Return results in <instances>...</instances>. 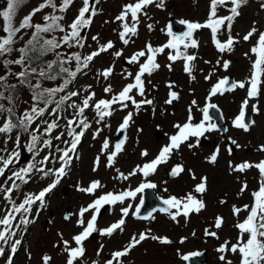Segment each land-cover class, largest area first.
<instances>
[{
	"label": "rangeland",
	"instance_id": "1",
	"mask_svg": "<svg viewBox=\"0 0 264 264\" xmlns=\"http://www.w3.org/2000/svg\"><path fill=\"white\" fill-rule=\"evenodd\" d=\"M135 0H99L95 2L97 15L92 17V23L84 41V46L68 47L63 45L54 52L45 54L48 61L53 62L60 58H67L73 54H80L83 58L94 51H97L100 45H104L111 41L114 47L107 52H102L99 56L89 64L88 68L77 73V76L65 92L58 93L55 97L59 100L60 96L67 92L76 91L80 95L72 97L66 102L63 109L59 112L60 127L53 131L52 137L64 132V136L60 140L53 139L52 148H44L38 156L33 158V153L27 151L25 145L30 142V137L27 133L21 132L19 129H14L11 133V138L5 134H0V149L6 148L7 152H2L0 155L7 156L8 152L18 150L20 152L19 163L15 164V169L26 167L29 164L41 160L44 156L50 157L49 162L45 165V170H56L61 166L59 156L61 152L57 151V147L64 149L70 145L64 143L65 140H71L67 135V120L77 119L76 110L69 108L68 104L75 102L77 105L82 104L83 98L90 93H95L94 103L100 99H111V97L119 93L122 88L128 83L133 82V77L139 71V64L131 63L127 69L124 60L130 58L138 51L145 50L146 45L151 44L153 47H160L171 40L167 35V26L171 17L188 21L205 23L209 16L210 0H164L163 7L149 6L145 9L147 15H141L137 24V33L135 36L127 37L129 43L125 45L120 39L122 24L116 20L120 15L124 5L134 3ZM8 0H0V11L7 8ZM44 3V0H25L16 9L13 24L19 26L22 20L28 16L35 8ZM57 7L44 8L41 12H37L32 21L34 24L45 26V16H63L60 21L66 30L74 19L78 16L82 5V0H73L69 8L61 13L58 9L62 5V0H55ZM264 1L248 0L247 4L242 5L239 9L240 15L235 18L231 30L228 31L226 25L218 32L217 38L221 42H225L229 35L234 37L238 43H235L231 52L225 51L220 53L215 47L211 31L207 28H202L194 33V38L198 40V48L184 49L180 48L181 52L197 56L193 61V71L191 76L185 72L183 59H178L175 62L168 60V54H174L173 50L165 48L163 54L157 55L156 62L160 68L152 73L151 76L145 74V97L137 95L133 90L131 95L135 96L137 101L143 99L153 100V104L141 105L137 110L131 102H128V107L119 110L118 105H113L116 109L111 117H107L105 121L97 123L98 117L95 111L90 107L85 110L84 117L91 124L81 138L76 155L72 156L70 166L66 169L67 175L61 179L57 187L49 193L45 198V207L40 208L39 202L31 206V212L27 215V219L33 221L27 225L22 224L20 229L16 225L20 223L21 216L17 215L13 224V231L16 232L14 239H19L21 244L17 246V252L11 253L10 245L13 241H9L5 246L4 257L0 256V264H9V260H13L11 264H43L42 257L48 255L52 257L50 264H67V253L63 251V240L71 241L75 234L81 232V228L76 224L77 214L82 207L91 204L96 198L106 193L119 194L123 191L136 189L144 178L140 173L135 176H130L129 179H119L120 173L128 175L136 166L143 165L154 158L161 148L166 145L168 137L175 134L177 131L173 125L175 123H184L188 115V108L193 100L197 101L199 107H204L206 103H215L222 113L223 121L227 126V135L223 136L220 131H211L200 138V144L196 148L189 149L186 145L181 146L179 153H175L167 164L160 165L154 175H151L148 180L155 183V190L164 199L170 196L183 197L189 192H193L194 186L201 182L202 177H206L207 191L203 194L202 199L206 204V208L199 214L193 213L185 222V218L180 216L177 221H173L168 214L158 212L149 220H135L132 217V212L142 199V193H138L135 201L130 199L125 200L124 204L117 203L111 205V209L104 215L103 218L97 220L96 227L98 229H106L111 224L122 218L121 209L129 203L132 205L128 217H124V231L119 230L112 237H106L96 232V237L88 238L83 242L85 248L84 264H92L93 261H99V264L111 259L115 251L123 250L129 243L131 237H137L141 232L151 230L150 235L159 237H167L172 241L171 244H161L152 239H146L131 250L127 257L122 258L124 264H187L182 257L191 252H200L202 250L209 251V259L206 264H222L219 260L217 248L225 240L232 243L236 242L238 230L233 227L238 220H243L247 212L242 211L239 217L233 215L232 206L243 208L244 205L251 206L253 204L252 193L258 191L259 173L255 168L249 169L246 172L240 173L232 171L229 164L233 166L242 162L248 161L258 163L264 160V152L258 151L260 145H264V74L261 76L262 83L260 84V94L256 99H249L248 106L252 113V125L248 126L247 132L242 129H237L233 126V122L240 115L242 103L247 98L248 86L246 83L245 89L235 88L233 91H226L224 95L212 97L210 101L206 98L210 94L212 86L223 77H232L234 82L245 81L253 74V62L257 57L251 52V48L256 43L259 32H264ZM232 5L229 3L226 7H218L217 15L220 17L230 15L229 8ZM129 24L132 23L131 17L128 19ZM148 25H152L151 29ZM258 30L256 36H253L249 41H244L243 36L252 28ZM5 27L3 18L0 17V32ZM35 34V29H23L16 35V43L14 49L28 47V41ZM65 33L59 31L41 33L43 39H51L55 37L59 40ZM7 36V33L4 37ZM0 37H2L0 35ZM93 37L98 39L94 40ZM41 40V43L43 42ZM122 52V55L115 56L114 53ZM247 54V55H246ZM20 55L14 51L7 59H16ZM145 59H141L143 63ZM217 61H220L217 64ZM228 61L229 67L225 70L221 65ZM171 64V70L167 65ZM112 75L106 80L99 75L100 72L110 68ZM12 72H19V65L10 66ZM77 65L75 60L71 61L70 70L76 71ZM8 69L0 64V74L7 75ZM131 73V76L128 75ZM213 73L210 80H205V76ZM194 77V79L192 78ZM65 76L61 74L56 80L43 79L40 83L42 88H57L63 85ZM38 79L34 81L37 82ZM8 83H21L13 76H8ZM35 84V83H32ZM173 85L170 89L168 85ZM111 85L113 91L105 92V88ZM26 90L16 99H13L12 104L7 100H2L0 103L5 107H13L17 117H22L25 111H30L32 107H45L40 102L37 103L33 99V90L25 87ZM170 91H176L179 94V100L173 101L171 105L165 104V100L169 98ZM7 96L8 93L6 92ZM253 105L257 110H253ZM56 107L55 103L48 106L44 116L36 120L31 126L35 129L40 126L43 133L46 125H42V120L49 122L56 119L55 116L49 113ZM181 110V111H180ZM132 112V121L128 127V139L122 151L116 156L112 167L107 166V155L114 150L113 135L121 125L125 116ZM180 112V113H179ZM193 123L199 122L202 117L198 108H193ZM8 113L0 114V125L5 122ZM214 122V121H213ZM107 125V126H106ZM159 126V127H158ZM97 129H101L99 136L93 138ZM77 132L81 129L77 128ZM142 130V131H141ZM41 133H38L41 134ZM20 137L19 149H16L15 137ZM45 139L49 138L44 136ZM235 140L239 148L234 145L235 150L229 154L228 148L231 140ZM105 139L109 142V149L105 153H101L102 144ZM192 138L189 143L194 142ZM205 140V142H203ZM216 142L217 147L214 146ZM42 147L41 145L37 146ZM219 148V154L215 164L208 162V158L215 153ZM147 149L148 157H142L141 152ZM70 155H72L70 153ZM78 156V158H77ZM97 156L100 157L99 165L95 164ZM182 165L185 169L183 173L176 179H168L166 173L171 171L173 166ZM95 168V171L93 170ZM117 169L119 172H117ZM13 168L10 166L6 171L5 176L0 177V186L5 189L9 188L13 183L7 177L11 175ZM194 173L196 179H192ZM27 183H21L19 190H13L11 193L12 199L16 204L23 201L28 194H38L41 190L55 179L54 175L44 176L42 173L33 171L30 177L27 178ZM100 181L103 186L96 190L95 195H89L77 190L79 187H87L92 181ZM247 183L248 187L241 192L242 184ZM68 189L65 192V189ZM167 189V191H165ZM197 195L198 198L199 195ZM5 192H0V217L5 214V211L11 206L4 198ZM226 203H221V201ZM171 211H175L172 209ZM69 213L66 219V215ZM91 213L85 215V219H90ZM217 216L223 217L224 225L217 230L213 227L214 220ZM205 229L217 231L220 237L219 240L206 236ZM195 233V235H193ZM183 238L184 242L181 243ZM73 247L76 245L72 244ZM99 251V256L97 252ZM76 264H81L78 260ZM233 264H239L238 260L233 257Z\"/></svg>",
	"mask_w": 264,
	"mask_h": 264
},
{
	"label": "snow or ice",
	"instance_id": "2",
	"mask_svg": "<svg viewBox=\"0 0 264 264\" xmlns=\"http://www.w3.org/2000/svg\"><path fill=\"white\" fill-rule=\"evenodd\" d=\"M96 3H99V0H95ZM164 0H135L134 3H128L123 6L120 15L116 17V20L120 21L122 24V31L120 32L121 41L127 45L129 39L127 37L135 36L137 33V24L140 20L141 15H147L145 9L151 5L156 7H163ZM248 0H210L209 7V16L205 23L201 24L199 22H188L181 20L180 23L186 25L187 31L182 35H175L172 31V26L169 24L167 26V35L171 37V40L160 47H153L151 44L146 45L145 50H141L133 54L128 58V63L139 64V71L133 77V82L125 85L119 93L114 94L111 99H100L94 103L90 101L95 100V93H90L87 97L83 98L82 104L77 105L75 102L68 104L69 108H74L76 110L77 119L67 120V135L71 137V140H65L66 145H70L64 149L58 148L57 151L61 152L62 155L59 156L61 166L56 169L45 170V165L48 164L50 157L48 155L44 156L41 160L36 161L35 163L29 164L26 167L15 169V164L19 163L20 152L18 150H13L8 152L7 156L0 155V177L5 176L6 171L9 170L12 166L13 170L11 175L7 178L12 180L13 183L7 189L3 186H0V192H5V199L8 204L11 206L5 211V214L0 217V256L5 254V245H8L9 241H13L10 245L11 253L15 254L17 252V246L21 244L19 239H14L16 237V232L13 231V224L16 220V216L20 215V223L27 225L33 221L27 219V215L31 212V206L39 202V207H45V198L51 193L57 185L60 184L61 179L67 175L66 169L70 166L72 161V156L76 155V150L81 142V138L84 136L85 131L91 127V124L84 117L85 110L92 108L97 117V123L105 121L107 117H111L113 112L116 110L113 108V105H118L119 110H123L128 107V102H131L137 110L140 109L141 105L153 104L151 99H143L137 101L135 96L131 95L133 90L136 91L137 95L140 97H145V81L143 77L145 74L151 76L152 73L160 68V65L156 62L157 55L163 54L165 48L173 50L174 54H168V60L175 62L178 59H183L185 61L184 70L191 76L193 71V61L196 60L195 55L186 54V52H181L180 48L183 46L184 49L198 48V40L194 38V33L202 28L210 29L211 35L215 44V47L220 53L225 51L231 52L233 46L238 41L232 37L228 36L225 42H221L217 38L218 32L226 25L227 30L230 31L232 24L236 17L240 15L239 9L242 5L247 4ZM23 3V0H8L7 8L3 11H0V17L3 18L5 27L4 32L7 33L6 37H0V64L8 69L7 75L0 74V101L7 100L9 104L13 102L12 92L15 90L16 85L8 83V76H13L19 80L21 84H27L33 90V99L39 104L42 102L45 107L34 106L30 111H25L22 117H17L14 122L10 117L16 116V113L13 110V107H5L4 104L0 103V114L8 113V117L5 119V122L0 125V134H5L8 138H11V133L14 129H19L23 133H27L30 137V142L25 145L27 151L33 153V158L38 156L44 148L53 147V139L60 140L64 136V132H61L59 135L52 137L54 130L60 127L59 125V112L63 109V106L66 102L70 101L72 97L80 95L76 91L67 92L65 95L60 96L59 100H56L55 97L58 93L65 92V89L74 80L77 76V73L83 69L88 68L89 64L94 60L95 57L99 56L102 52H107L108 50L114 47L111 41L107 42L104 45H100L97 51L88 54L87 56L81 57L80 54L76 53L67 58H60V54H57L58 63L56 61L49 62L45 67H40L37 71L36 67H32V53H38L39 56H43L48 52H54L56 49L61 48L63 45H68V47L78 46L83 47L81 32L84 28H87L92 23V17L97 15V10L92 6L91 0H82V7L79 10L78 16L74 21L68 25V30L60 24V21L63 20V16H45L44 19L47 21L45 26L34 24L32 17L37 13L41 12L44 8H53L57 7L55 0H44V3L35 8L28 16H26L19 26L13 24V18L16 12V9L19 5ZM73 3V0H62V5L59 7L61 13L65 12L69 6ZM232 6L228 9L230 15L220 17L217 15L218 7H226L228 4ZM264 7V4H262ZM131 17L132 23L129 24L128 19ZM151 29L152 25H148ZM35 29V34L32 39L28 41V47L14 49L13 45L16 43V35L21 32L23 29ZM59 31L65 33L59 40L55 37L51 39H43L41 33H48ZM258 30L253 26L244 36V41H249L253 36H256ZM43 42L41 43V40ZM94 40L98 39L93 37ZM14 51L19 52L20 55L16 59H7ZM251 52L257 57L253 61V74L252 76L245 81L232 82L228 77H223L218 79V81L212 86L209 96L206 98L208 101L212 97L219 95H224L226 91H233L235 88L245 89L246 83L248 86L247 98L242 103V108L240 115L237 119L234 120L233 126L237 129H242L247 132L249 130L248 125L244 122L245 109L248 106L249 99H256L260 94V84L261 76L264 74V32H259L256 39V43L251 48ZM115 56L122 55V52L114 53ZM247 55V54H246ZM141 58H145V61L141 63ZM75 60L77 68L76 71L70 70V68L65 67V64L71 63L72 60ZM220 61H217L219 64ZM228 61H225L221 66L227 70L229 67ZM19 65L21 71L12 72L10 66ZM54 65L56 69L54 70ZM171 70V64L167 65ZM67 74L68 78L63 79V85L57 88H42L39 80L35 84H32L31 80L36 77L47 79V80H56L57 76L60 74ZM99 75L103 76L106 80L112 75L111 67L100 72ZM131 76V73H128ZM213 73H209L205 76V80H210ZM194 79V77H192ZM171 89L173 85H168ZM113 89L111 85H108L105 88L106 93L112 92ZM8 93L6 96L5 93ZM179 100V94L176 91H170L169 98L165 100V104L171 105L173 101ZM55 103L56 107L49 113L51 116H55L56 119L49 122L48 120H42L41 124L46 125L41 133L40 126L37 125L35 129H31V126L36 122L37 119L44 116L45 112L48 110V106ZM196 107L201 112L202 117L197 123H193V108ZM210 109H217L215 103L208 102L204 107H199L197 101L193 100L191 105L188 108V115L184 123H175L173 127L177 130L175 134H172L168 137V143L164 145L159 153L143 163V165H138L136 168L125 175L123 173L119 174V179L127 180L130 176H135L137 173H140L146 182H142L136 189L123 191L119 194L106 193L102 196L96 198L91 204L86 207H82L78 214L76 224L82 229L81 232L75 234L72 237L71 241L63 240L61 235V240L63 243V251L67 253V264H76L79 260L81 264H84L83 258L85 257V248L83 242L87 240L93 233L99 232L100 235L106 237H112L114 233L118 230L120 232L124 231L125 219L128 217L130 211L132 210V205L129 203L126 207L121 209L122 218L117 222L111 224L106 229H98L96 227L97 217L100 213V209L104 205H116L124 204L125 200L135 201L137 194L143 192L145 189H154L157 187L155 183L148 181V177L154 175L160 165L167 164L168 161L172 158L175 153H179L182 145H186L189 149L196 148L200 144V138L206 133L211 131H219L217 124L213 122V117L210 115ZM253 110H257L255 105H253ZM133 113L129 112L123 119L121 125L119 126L120 132H124L130 126L132 121ZM107 126V125H106ZM159 127V126H158ZM77 128L81 130L77 132ZM101 129H97L93 135V138L99 136ZM142 131V130H141ZM38 133H41L38 135ZM44 136L49 138L45 139ZM195 138L194 142L189 143V141ZM231 140V138H229ZM42 147H37L41 145ZM231 144L236 145L237 148L240 145L236 144L235 140H231ZM16 149L21 147L20 137H15ZM110 145L107 139L102 144L101 153L108 151ZM260 152H264V145H260L257 149ZM6 148L0 149V153L7 152ZM122 151V145L117 143L114 147V150L109 152L107 155V166L112 167L116 156ZM229 154L232 152V148H228ZM70 153L72 155H70ZM219 154V148L216 149L215 153L208 158V162L215 164ZM142 157H148L149 152L147 149L141 152ZM78 158V156H77ZM100 157L97 156L95 164L98 166ZM229 167L232 171L235 172H246L249 169L255 168L259 173V184L260 187L258 191L252 193L253 204L251 206L244 205L243 208L232 206L233 215L239 217L242 211L247 212L246 217L241 221L238 220L237 223L233 225L234 228L238 230V235L236 242L232 243L229 240H225L217 248L219 255V260L222 264H233V257H235L239 264H264V160L259 161L258 163H251L248 161L242 162L238 165L233 166L230 162ZM95 171V168L93 169ZM33 171L42 173L44 176L54 175L55 179L46 187L41 190L38 194H28L25 196L23 201L19 204H16L12 199L11 193L13 190H19L21 183H27L28 177H30ZM185 171L182 165H175L171 169L170 175L179 176ZM191 173V170H188ZM117 172L119 170L117 169ZM192 174V179H196L194 173ZM206 177L201 178V182L194 186L193 192L198 194L194 195L193 192L185 194L183 197L170 196L168 199L163 200V204L167 207L161 209V211L166 212L173 221H177V218L183 216L185 222L191 214H199L202 210L206 208V204L202 199L203 194L207 191L206 188ZM100 181H92L87 187L77 186V190L86 193L89 195H95L96 190L102 188ZM247 183L242 184L241 192L247 189ZM167 191V189H165ZM221 203H226V201H221ZM143 205V200L136 206L135 210L132 212V215L138 219H148L149 217H143L140 215V208ZM175 209V211H171ZM91 213L90 219H85V215ZM69 219V217H66ZM224 225L223 217L217 216L214 220L213 227L217 230L221 229ZM16 227H19L17 224ZM151 230L146 232H141L139 236L133 235L129 243L123 248V250L115 251L112 254L111 259L107 260L105 264H124L123 259L127 257L131 250L139 245L146 239H152L158 241L161 244H171L172 241L167 237H159L155 235H150ZM195 235V233H193ZM205 235L213 237L217 240L220 239L217 231H212L205 229ZM183 238L181 243L184 242ZM76 245L75 247L72 244ZM99 251L97 256H99ZM184 260H188L189 256L185 255L182 257ZM52 257L44 255L42 257L43 264H50ZM11 264V260H9ZM92 264H99V261H93Z\"/></svg>",
	"mask_w": 264,
	"mask_h": 264
},
{
	"label": "water",
	"instance_id": "3",
	"mask_svg": "<svg viewBox=\"0 0 264 264\" xmlns=\"http://www.w3.org/2000/svg\"><path fill=\"white\" fill-rule=\"evenodd\" d=\"M175 25H183V24H181V23H179V22H177V21H173V22H171V26L173 27V26H175ZM184 27H185V29H186V31H187V27H186V25H183ZM172 31L173 32H176V33H178L179 35H182L184 32H178V31H176L175 29H173L172 28ZM248 119H247V122L248 123H250L251 122V120H250V114H249V112H248ZM125 135H126V131H124V132H118V135L116 136V138L119 140V139H121L122 140V142H123V139H124V137H125ZM103 210L104 209H102V212H103ZM205 259H206V252H205V255L203 256V257H190V263H194V262H197V263H200V264H204V262H205Z\"/></svg>",
	"mask_w": 264,
	"mask_h": 264
},
{
	"label": "bare ground",
	"instance_id": "4",
	"mask_svg": "<svg viewBox=\"0 0 264 264\" xmlns=\"http://www.w3.org/2000/svg\"><path fill=\"white\" fill-rule=\"evenodd\" d=\"M180 111H181V110H180ZM179 113H180V112H179ZM214 146H215V147H217V144H216V142H214Z\"/></svg>",
	"mask_w": 264,
	"mask_h": 264
}]
</instances>
